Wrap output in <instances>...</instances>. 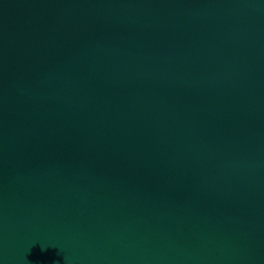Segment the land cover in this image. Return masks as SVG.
I'll return each mask as SVG.
<instances>
[{
    "label": "water",
    "instance_id": "water-1",
    "mask_svg": "<svg viewBox=\"0 0 264 264\" xmlns=\"http://www.w3.org/2000/svg\"><path fill=\"white\" fill-rule=\"evenodd\" d=\"M0 264H264V0H0Z\"/></svg>",
    "mask_w": 264,
    "mask_h": 264
}]
</instances>
